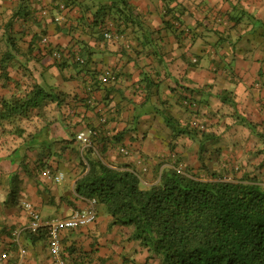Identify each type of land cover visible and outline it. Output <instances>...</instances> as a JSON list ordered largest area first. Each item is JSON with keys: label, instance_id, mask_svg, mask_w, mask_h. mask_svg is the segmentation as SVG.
<instances>
[{"label": "crops", "instance_id": "0c3cea01", "mask_svg": "<svg viewBox=\"0 0 264 264\" xmlns=\"http://www.w3.org/2000/svg\"><path fill=\"white\" fill-rule=\"evenodd\" d=\"M56 1L0 0V99L40 85L63 101L28 120L0 125V264H55L46 233L28 232L23 205L31 203L42 220L65 218L88 206L75 191L88 171L84 146L74 142L84 124L116 137L91 159L130 165L141 171L143 184L158 166L161 171L169 165L172 153L195 173L222 168L264 181V0H127L151 32L150 48L135 25L123 33L107 17L104 27L86 26L77 7ZM76 2L93 11L107 7L113 18L120 14L121 6L110 0ZM166 6L180 29H165ZM73 45L89 50L87 71L100 78L110 73L109 86L87 94L86 74L70 80L56 68L47 51ZM188 107L198 117L191 118ZM163 109L182 128L191 119L204 123L207 138H173ZM120 147L130 156L120 154ZM45 170L64 178L56 182ZM96 210L94 223L62 233L68 264H160L130 239L131 228L111 225V216L100 206Z\"/></svg>", "mask_w": 264, "mask_h": 264}, {"label": "trees", "instance_id": "16d2710c", "mask_svg": "<svg viewBox=\"0 0 264 264\" xmlns=\"http://www.w3.org/2000/svg\"><path fill=\"white\" fill-rule=\"evenodd\" d=\"M110 1L121 6L117 11L120 12L118 18H113L112 10L107 7L93 11L91 6L81 5L76 0L56 2L77 7L82 14L81 23L86 26L104 27L107 17L123 33L130 28L129 24L135 25L143 32V45L152 47L151 32L132 14L127 0ZM164 12L165 29H180L179 19L173 10L166 6ZM175 23L179 26L176 27ZM74 45L66 51H47V55L54 59L56 68L69 74L70 80L86 74L90 80L87 94H92L100 86H109L112 76L104 83L100 75L87 71L91 56L89 50ZM183 99L187 100V97ZM50 103L60 107L63 101L51 88L40 85L33 86L19 97L0 99V125L28 120ZM188 103L192 105L191 101ZM84 108H89L87 102ZM186 109L191 118L198 117L189 107ZM160 113L174 132L173 138L181 134L207 138L204 123H200L204 127L200 130L192 125L194 119H191L188 126L182 128L167 110ZM98 114L99 119H104L100 111ZM82 131H91V145L84 148L88 156V171L77 182L76 194L88 200L95 199L97 206L111 216V225L131 228L130 239L155 256L160 264H264V181L258 176L240 177L222 168L219 171L204 168L202 172L195 173L184 167L178 155L172 153L174 156L170 155L166 160L169 165L161 171L158 166L152 180L143 184L141 171L130 165L113 167L100 159H91L100 146H109V141L116 137L107 136L101 126L84 124ZM77 135L74 142L82 144ZM28 232L34 237L45 232L48 238L45 228L37 233ZM62 251L69 263L65 251Z\"/></svg>", "mask_w": 264, "mask_h": 264}, {"label": "built area", "instance_id": "2783aa9c", "mask_svg": "<svg viewBox=\"0 0 264 264\" xmlns=\"http://www.w3.org/2000/svg\"><path fill=\"white\" fill-rule=\"evenodd\" d=\"M43 15H47V11L44 10L42 12ZM59 20V19H57ZM176 25V23H175ZM109 38V35H107ZM79 60V59H78ZM110 77V73H106L102 78V82H106ZM194 127H199V129H204L200 123L194 121L192 124ZM91 131H81L77 135V139L81 141L84 148H87L91 145L90 135ZM119 153L123 156H130V151L126 148L120 147L118 149ZM44 175L48 178L54 179L56 182H60L63 180V174H52L50 170H45ZM97 202L95 199H91L88 202V206L84 209L75 210L70 216L61 218V219H50V220H42L39 212L35 209V207L29 203H24L23 207L26 211V214L29 218V227L28 230L32 233H37L40 229L45 228L48 231V249L49 253L55 262V264H68L66 259L63 256V248H62V233L66 230H73L80 227H84L94 223L97 220V210H96ZM6 255H2V259H4ZM130 264V263H128Z\"/></svg>", "mask_w": 264, "mask_h": 264}, {"label": "rangeland", "instance_id": "374dc122", "mask_svg": "<svg viewBox=\"0 0 264 264\" xmlns=\"http://www.w3.org/2000/svg\"><path fill=\"white\" fill-rule=\"evenodd\" d=\"M263 184H264V182H263Z\"/></svg>", "mask_w": 264, "mask_h": 264}]
</instances>
